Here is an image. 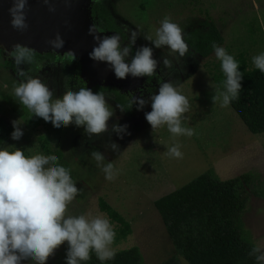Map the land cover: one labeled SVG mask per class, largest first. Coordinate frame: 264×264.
<instances>
[{
    "label": "rangeland",
    "instance_id": "374dc122",
    "mask_svg": "<svg viewBox=\"0 0 264 264\" xmlns=\"http://www.w3.org/2000/svg\"><path fill=\"white\" fill-rule=\"evenodd\" d=\"M95 1L113 12L121 26L119 34L124 43L128 42L132 30H138L132 50L144 45L153 48L157 68L151 81L131 74L118 79L113 70L108 76L86 77L80 60L76 57L73 61L72 55L66 52L52 51L51 59L36 58V63L19 67L45 80L54 90V98L69 88L98 86L113 88L127 101L130 97L143 98L145 105L138 108L134 100L136 110L128 116L112 93L103 92L113 109L105 132L89 136L82 126L74 123L58 130L51 122L32 116L14 97V85L24 78L17 75L5 51L14 43L0 35V115L8 126L13 128L12 121L16 119L23 128L19 140L8 135L0 144L21 147L25 155L61 152L59 162L72 168L73 179L80 189L69 206L70 212L106 214L99 207L102 198L130 224V233L114 242L113 248L117 251L138 246L145 264H160L176 254L154 201L207 170H212L222 180L251 174L250 184L243 192L248 200L239 217L252 242H264V192L258 196L253 193L264 190V132H250L230 105L222 107L219 100L213 101L215 88L210 82L222 89V83L217 85L215 77L224 79L214 52L202 57L189 48L185 56L178 57L171 54L167 46L157 48L146 39L147 34L154 35L165 16L177 22L185 35L192 29L205 31L204 22L212 21L224 38L221 46L251 69L254 67L251 57L264 51V0ZM164 58L172 61L171 67L163 64ZM161 81L175 83L189 97L191 108L184 114L182 123L193 128V136L174 137L166 127L153 130L146 120L145 112L151 110L150 96L158 90ZM148 83L153 86L150 90V87L145 89ZM113 125H127V130L118 135ZM112 142L118 145L116 150L110 147ZM176 142L182 145L183 152L178 159L166 155L168 145ZM93 150L104 154L105 163L114 164L118 170L114 180L105 179L91 157ZM111 221L117 230L119 223ZM65 249L66 244L57 248L47 264L65 263ZM179 264L186 262L180 258Z\"/></svg>",
    "mask_w": 264,
    "mask_h": 264
},
{
    "label": "clouds",
    "instance_id": "9594fccd",
    "mask_svg": "<svg viewBox=\"0 0 264 264\" xmlns=\"http://www.w3.org/2000/svg\"><path fill=\"white\" fill-rule=\"evenodd\" d=\"M44 3L48 4L49 0ZM27 7L28 0H11L8 14L13 28L24 30L28 27ZM50 10H54L51 5ZM88 31L98 42L89 53L90 58L106 62L116 78H126L129 74L134 77L155 75L157 60L153 57V48L144 45L133 53L132 45L138 30L130 32L127 43L119 33L101 35L104 32L95 24H91ZM146 39L157 48L167 46L169 52L178 57L189 52L183 28L170 16H165L154 35L147 34ZM47 43L53 49H60L64 41L57 32ZM212 48L224 76L222 89L210 82L215 88L212 99L227 107L239 98L244 74L239 61L224 46L213 42ZM5 51L11 57L17 75L24 78L14 85V97L32 116L51 122L58 130L74 123L82 126L89 136L108 129L113 109L102 92L89 87L69 88L54 98V90L45 80L29 75L19 67L36 63L33 47L17 42ZM72 58L73 61L76 59L74 53ZM251 60L253 66L264 73V51L253 55ZM163 64L171 67L172 61L164 58ZM134 100L141 109L146 103L143 98L130 97L129 108ZM150 104L151 110L145 112V118L153 130L166 127L174 137L194 135L193 128L182 123L184 114L191 108L189 97L175 83L161 81L158 90L150 96ZM12 125L11 138L19 140L23 128L16 119ZM113 130L119 135L126 132L127 125H113ZM110 147L116 150L118 145L112 142ZM181 148L178 142L172 143L168 145L166 155L182 158ZM91 157L106 180L116 178L118 170L112 162H104L103 153L93 150ZM59 161L60 157L55 154L25 155L21 147L9 148L0 144V264H47L63 244H66L65 264H86L93 253L101 264L114 258L116 231L113 222L105 213L70 212L69 206L80 189L73 179L72 168ZM248 254L254 257L256 264H264V242L255 243Z\"/></svg>",
    "mask_w": 264,
    "mask_h": 264
},
{
    "label": "trees",
    "instance_id": "16d2710c",
    "mask_svg": "<svg viewBox=\"0 0 264 264\" xmlns=\"http://www.w3.org/2000/svg\"><path fill=\"white\" fill-rule=\"evenodd\" d=\"M100 16L106 17L101 12ZM205 31L192 29L185 39L192 53L208 57L214 52L212 43L222 45L224 38L215 23L205 21ZM136 49H133V53ZM52 52L37 54V58H51ZM243 72L242 89L238 99L230 106L234 109L247 129L259 134L264 132V73L255 67L247 69L243 60L237 59ZM80 68V65H76ZM73 75V74H72ZM221 75H223L221 73ZM72 77V76H71ZM69 77V79L71 78ZM216 84L222 81L215 77ZM94 91L109 92V87H92ZM112 91V90H110ZM113 93V92H112ZM117 102L125 108L129 116L136 110V105L117 92ZM12 130L0 124V142ZM55 155L61 158V152ZM252 176L245 173L233 178L219 179L212 170H207L186 184L166 193L154 201V206L171 239L176 254L160 264H179L182 258L186 264H256L249 251L254 245L248 231L244 230L240 213L246 206L248 197L243 194L250 184ZM264 192L254 190L256 196ZM102 211L119 223L115 243L127 237L130 224L102 198L99 199ZM65 264V263H63ZM86 264H101L93 253ZM104 264H145L138 246L117 250L113 259Z\"/></svg>",
    "mask_w": 264,
    "mask_h": 264
},
{
    "label": "water",
    "instance_id": "95a60500",
    "mask_svg": "<svg viewBox=\"0 0 264 264\" xmlns=\"http://www.w3.org/2000/svg\"><path fill=\"white\" fill-rule=\"evenodd\" d=\"M90 1L49 0L46 4L44 0H28V27L18 30L10 24L8 7L11 0H0V35L14 44L20 42L33 47L38 53H74L82 63L86 77L111 75V67L89 56L94 45L98 43L88 31L89 26L93 24L88 8ZM50 5L54 10H50ZM57 32L60 33L64 44L60 49H53L47 41L54 39Z\"/></svg>",
    "mask_w": 264,
    "mask_h": 264
},
{
    "label": "flooded vegetation",
    "instance_id": "af4514ba",
    "mask_svg": "<svg viewBox=\"0 0 264 264\" xmlns=\"http://www.w3.org/2000/svg\"><path fill=\"white\" fill-rule=\"evenodd\" d=\"M88 8L90 9V12H91V18L93 20V24H95L98 29L102 30L105 34H107V33L108 34L120 33L121 32V26H119L117 21L115 20L113 14H112L113 12L111 10H109L108 8H106V6L103 5L101 2H96L95 0H91L90 4L88 5ZM121 9L123 10V12H125L124 11V9H125L124 6H122ZM101 12H103L106 15V17L100 16ZM124 16L125 15H123V17ZM43 53H49V52H43ZM37 54H42V53H37L35 51V58H37ZM53 57H54V55L51 58H53ZM51 58H46V59H51ZM145 77L149 78V81L152 80L151 77H148V76H145ZM149 84H151V83H148V85H147V87H145V89H148L150 87ZM152 87L153 86H151L149 88V90L152 89ZM109 88H110V90H112V91L109 90V92L110 93L113 92L112 94L114 96L116 91L113 88H111V87H109ZM0 124H2L4 128L8 127V128H10L13 131V128L8 126V124L3 119L2 115H0Z\"/></svg>",
    "mask_w": 264,
    "mask_h": 264
},
{
    "label": "crops",
    "instance_id": "0c3cea01",
    "mask_svg": "<svg viewBox=\"0 0 264 264\" xmlns=\"http://www.w3.org/2000/svg\"><path fill=\"white\" fill-rule=\"evenodd\" d=\"M171 192V191H170Z\"/></svg>",
    "mask_w": 264,
    "mask_h": 264
}]
</instances>
